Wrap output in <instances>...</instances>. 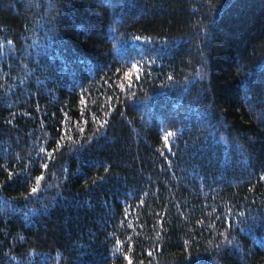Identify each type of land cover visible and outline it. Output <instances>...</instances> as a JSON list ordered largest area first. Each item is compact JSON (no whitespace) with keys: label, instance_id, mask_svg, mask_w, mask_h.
<instances>
[{"label":"trees","instance_id":"1","mask_svg":"<svg viewBox=\"0 0 264 264\" xmlns=\"http://www.w3.org/2000/svg\"><path fill=\"white\" fill-rule=\"evenodd\" d=\"M262 175L264 0H0V264H264Z\"/></svg>","mask_w":264,"mask_h":264},{"label":"snow or ice","instance_id":"2","mask_svg":"<svg viewBox=\"0 0 264 264\" xmlns=\"http://www.w3.org/2000/svg\"><path fill=\"white\" fill-rule=\"evenodd\" d=\"M136 67H137V65L134 64L133 65V68H136ZM125 75H127V73ZM169 135H171V133H166L164 139L166 140L167 139V136H169ZM57 143H59V142H57ZM165 147H168V145L165 144ZM260 178L262 180H264V175H262ZM36 179L39 181L41 179V177L40 176H37ZM36 190H37L36 188L31 189L32 192H35ZM129 264H131V261H129Z\"/></svg>","mask_w":264,"mask_h":264}]
</instances>
